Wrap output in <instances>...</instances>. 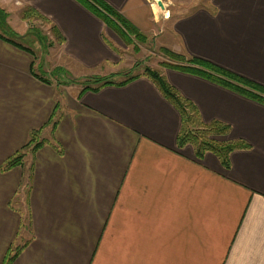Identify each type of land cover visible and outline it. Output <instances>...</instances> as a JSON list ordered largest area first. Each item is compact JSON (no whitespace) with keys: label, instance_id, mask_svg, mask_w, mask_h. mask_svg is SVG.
Returning <instances> with one entry per match:
<instances>
[{"label":"crops","instance_id":"1","mask_svg":"<svg viewBox=\"0 0 264 264\" xmlns=\"http://www.w3.org/2000/svg\"><path fill=\"white\" fill-rule=\"evenodd\" d=\"M103 1L146 35L160 26L155 2H175ZM201 1L164 23L167 47L264 86V0ZM0 8V264H264L263 103L164 68L204 123L246 145L228 166L199 157L148 76L62 93L38 72L25 9L59 32L61 59L86 71L123 62L116 31L81 0Z\"/></svg>","mask_w":264,"mask_h":264},{"label":"rangeland","instance_id":"2","mask_svg":"<svg viewBox=\"0 0 264 264\" xmlns=\"http://www.w3.org/2000/svg\"><path fill=\"white\" fill-rule=\"evenodd\" d=\"M201 2V0H175V2L168 3L166 12L154 6V9H157L155 17L160 26L158 25V29L153 32L155 34L152 35L141 33L142 36H135V34L130 35L125 29H115L118 35L117 44L124 50L123 62L115 68L86 71L61 59L62 38L60 34L51 22L31 9H25L22 12L28 32L26 39L21 41L35 51L36 69L45 79L60 86L62 93H76L88 87H97L106 81H123L142 75L147 67L162 73V70L167 68L165 63H178V59L173 58L168 51L182 53L167 47L166 43L170 46V42L163 40L166 38L164 23L190 11ZM0 11L3 10L0 8ZM2 17H4L3 22L0 20L2 28L10 29L7 24L8 15L0 14V18ZM192 126L196 128L197 125L193 123ZM228 134L222 135L220 139L227 140L225 138Z\"/></svg>","mask_w":264,"mask_h":264},{"label":"trees","instance_id":"3","mask_svg":"<svg viewBox=\"0 0 264 264\" xmlns=\"http://www.w3.org/2000/svg\"><path fill=\"white\" fill-rule=\"evenodd\" d=\"M81 1L90 10L103 18L113 30L125 29L130 35L135 34V36H142L134 25L103 0ZM31 11L34 13L36 12L33 9H31ZM0 14L2 16L6 15L3 11H0ZM0 20L3 22L4 17L0 18ZM168 53H170L173 58L178 59V63H165V67L207 78L264 104V86L234 74L211 62L198 58H189L184 54H178L172 51H168ZM143 75L151 78L162 94L180 111L182 116V130L178 137L180 146L187 144L193 145L199 157L204 156L207 152H211L215 154L225 166L229 165V155L231 152L246 146L241 140L230 141L220 139L222 135H226L230 132L229 125L220 121L204 123L195 106L184 98L179 91L166 80L160 71L147 67ZM138 76L140 75L130 77L121 83L128 82ZM112 83L116 82L112 80L106 81L97 87H88L85 88V90H98L100 87ZM193 123L197 125L196 128L192 126ZM23 157V154L17 156L14 160H11L8 165L21 163Z\"/></svg>","mask_w":264,"mask_h":264},{"label":"built area","instance_id":"4","mask_svg":"<svg viewBox=\"0 0 264 264\" xmlns=\"http://www.w3.org/2000/svg\"><path fill=\"white\" fill-rule=\"evenodd\" d=\"M154 6H157L159 8V10L162 11V12H166L167 11V5L165 3L160 5V2L156 1ZM154 12L156 13L155 9H154Z\"/></svg>","mask_w":264,"mask_h":264},{"label":"water","instance_id":"5","mask_svg":"<svg viewBox=\"0 0 264 264\" xmlns=\"http://www.w3.org/2000/svg\"><path fill=\"white\" fill-rule=\"evenodd\" d=\"M163 4V2L162 1H160V5H162Z\"/></svg>","mask_w":264,"mask_h":264},{"label":"bare ground","instance_id":"6","mask_svg":"<svg viewBox=\"0 0 264 264\" xmlns=\"http://www.w3.org/2000/svg\"><path fill=\"white\" fill-rule=\"evenodd\" d=\"M157 11V9H155Z\"/></svg>","mask_w":264,"mask_h":264}]
</instances>
